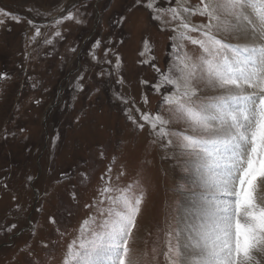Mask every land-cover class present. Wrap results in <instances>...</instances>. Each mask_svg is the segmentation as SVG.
<instances>
[{
    "label": "rangeland",
    "instance_id": "rangeland-1",
    "mask_svg": "<svg viewBox=\"0 0 264 264\" xmlns=\"http://www.w3.org/2000/svg\"><path fill=\"white\" fill-rule=\"evenodd\" d=\"M0 10V264H61L81 223L99 219L95 201L109 167L113 182L144 191L133 259L166 264L160 253L188 185L148 128L128 116L167 115L170 86L153 88V64L166 71L173 63L175 34L135 0H0ZM69 12L74 19H62ZM184 51L198 49L186 43Z\"/></svg>",
    "mask_w": 264,
    "mask_h": 264
},
{
    "label": "snow or ice",
    "instance_id": "snow-or-ice-1",
    "mask_svg": "<svg viewBox=\"0 0 264 264\" xmlns=\"http://www.w3.org/2000/svg\"><path fill=\"white\" fill-rule=\"evenodd\" d=\"M135 2L175 34L173 63L166 71L153 64L160 76L153 88L170 86L167 115L128 116L139 130L148 128L188 185L185 215L167 231L160 255L166 264H264V0H168L167 9L156 0ZM197 15L206 23L194 24ZM186 43L198 52L184 51ZM201 85L215 94L203 95ZM111 173L109 167L101 176L99 219L81 223L61 264H140L130 240L144 191L139 184L121 187ZM177 187L182 192L185 185Z\"/></svg>",
    "mask_w": 264,
    "mask_h": 264
},
{
    "label": "bare ground",
    "instance_id": "bare-ground-1",
    "mask_svg": "<svg viewBox=\"0 0 264 264\" xmlns=\"http://www.w3.org/2000/svg\"><path fill=\"white\" fill-rule=\"evenodd\" d=\"M152 16V15H151ZM147 17V16H146ZM148 20V19H147ZM147 20H146V22H147ZM154 23V22H153ZM195 24H197V23H195ZM153 26H155V24L153 25ZM148 28V27H147ZM158 29V28H157ZM148 30V29H147ZM152 38V37H151ZM235 42V41H234ZM116 51V50H115ZM104 63V62H103ZM110 76V75H109ZM111 78V77H110ZM210 92H213L211 89L209 90ZM163 95H165V94H163ZM118 121V120H117ZM126 122V121H125ZM147 128V127H146ZM45 169V168H44ZM187 185V184H186ZM184 193V192H183ZM188 193V192H187ZM180 198H181V202H180V206H178L177 207V211H176V214H177V217L179 218V217H181V216H183V215H185V213H184V211H183V209H184V206L189 202V195H187V196H184L183 195V197H182V195L180 196ZM173 212V211H172ZM156 213L157 212H155V216H156ZM171 215V214H170ZM176 217V216H175Z\"/></svg>",
    "mask_w": 264,
    "mask_h": 264
},
{
    "label": "trees",
    "instance_id": "trees-1",
    "mask_svg": "<svg viewBox=\"0 0 264 264\" xmlns=\"http://www.w3.org/2000/svg\"><path fill=\"white\" fill-rule=\"evenodd\" d=\"M91 201H93V200H91ZM92 204H93V202H92ZM96 216H99V215H96Z\"/></svg>",
    "mask_w": 264,
    "mask_h": 264
}]
</instances>
